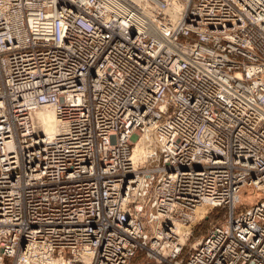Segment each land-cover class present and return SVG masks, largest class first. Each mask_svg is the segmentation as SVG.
I'll return each instance as SVG.
<instances>
[{
    "label": "built area",
    "instance_id": "obj_1",
    "mask_svg": "<svg viewBox=\"0 0 264 264\" xmlns=\"http://www.w3.org/2000/svg\"><path fill=\"white\" fill-rule=\"evenodd\" d=\"M138 252L264 264V0H0V264Z\"/></svg>",
    "mask_w": 264,
    "mask_h": 264
},
{
    "label": "rangeland",
    "instance_id": "obj_2",
    "mask_svg": "<svg viewBox=\"0 0 264 264\" xmlns=\"http://www.w3.org/2000/svg\"><path fill=\"white\" fill-rule=\"evenodd\" d=\"M218 217L213 215H210L209 218L205 219L202 221L199 225H197L191 234V238L189 239V242H187L186 246H184V249L181 253V257H185L186 253L189 250L190 245L195 243L196 241L199 240L201 236H203L206 232V230L217 220ZM140 254L138 256L137 254ZM131 260V264H165V263H158L156 262L153 258H149L146 256L145 253L138 252Z\"/></svg>",
    "mask_w": 264,
    "mask_h": 264
},
{
    "label": "bare ground",
    "instance_id": "obj_3",
    "mask_svg": "<svg viewBox=\"0 0 264 264\" xmlns=\"http://www.w3.org/2000/svg\"><path fill=\"white\" fill-rule=\"evenodd\" d=\"M131 3H139L140 0H127ZM38 121L41 123L42 128L47 134H51L55 130V121L52 111H41L37 114Z\"/></svg>",
    "mask_w": 264,
    "mask_h": 264
},
{
    "label": "trees",
    "instance_id": "obj_4",
    "mask_svg": "<svg viewBox=\"0 0 264 264\" xmlns=\"http://www.w3.org/2000/svg\"><path fill=\"white\" fill-rule=\"evenodd\" d=\"M137 255H138V256H140V254H139V253H138ZM136 257H137V256H135V258H136Z\"/></svg>",
    "mask_w": 264,
    "mask_h": 264
}]
</instances>
